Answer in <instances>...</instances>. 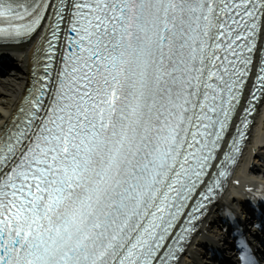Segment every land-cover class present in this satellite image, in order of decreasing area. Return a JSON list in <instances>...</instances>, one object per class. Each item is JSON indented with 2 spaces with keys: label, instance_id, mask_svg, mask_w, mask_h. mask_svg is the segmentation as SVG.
<instances>
[{
  "label": "snow or ice",
  "instance_id": "snow-or-ice-1",
  "mask_svg": "<svg viewBox=\"0 0 264 264\" xmlns=\"http://www.w3.org/2000/svg\"><path fill=\"white\" fill-rule=\"evenodd\" d=\"M0 38L34 47L0 127V264H178L230 153L176 221L264 103V0H0Z\"/></svg>",
  "mask_w": 264,
  "mask_h": 264
},
{
  "label": "bare ground",
  "instance_id": "bare-ground-1",
  "mask_svg": "<svg viewBox=\"0 0 264 264\" xmlns=\"http://www.w3.org/2000/svg\"><path fill=\"white\" fill-rule=\"evenodd\" d=\"M33 45L26 43L23 46H20L17 50L12 51V56L15 58V63L19 66L21 74L24 75L29 65V57L32 52ZM24 90V80L22 76L20 78H10V79H2L0 80V127L3 126L4 123L7 122V119L12 115L15 111L17 103L23 94ZM264 116L256 119L257 124L261 122ZM258 132L256 138L254 140H249L251 143L250 149L247 148V154L245 162L242 163L240 169H237L234 179L239 180L240 182L247 181V175L245 174V170L250 168V170H255L258 167V175L261 173V165L264 160V148L259 147L258 145L264 143V126L262 127V131L256 129ZM253 149V153H252ZM257 171V170H255ZM256 175V174H254ZM252 175L251 178L255 176ZM264 177V174H262ZM190 256H197L194 249L190 250ZM185 259L183 260L184 263Z\"/></svg>",
  "mask_w": 264,
  "mask_h": 264
}]
</instances>
